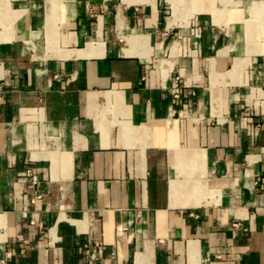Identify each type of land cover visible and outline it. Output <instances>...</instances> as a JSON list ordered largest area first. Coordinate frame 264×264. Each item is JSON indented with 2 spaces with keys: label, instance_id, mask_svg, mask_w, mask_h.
<instances>
[{
  "label": "crops",
  "instance_id": "crops-1",
  "mask_svg": "<svg viewBox=\"0 0 264 264\" xmlns=\"http://www.w3.org/2000/svg\"><path fill=\"white\" fill-rule=\"evenodd\" d=\"M255 7L0 0V264H264Z\"/></svg>",
  "mask_w": 264,
  "mask_h": 264
},
{
  "label": "rangeland",
  "instance_id": "rangeland-1",
  "mask_svg": "<svg viewBox=\"0 0 264 264\" xmlns=\"http://www.w3.org/2000/svg\"><path fill=\"white\" fill-rule=\"evenodd\" d=\"M242 1L245 2V15H246V17H251L250 7L253 6L255 4V2H257V1H264V0H242ZM259 28H260V31H262L261 34H263L264 24H261L259 26ZM263 35L261 36L260 40H258V41H250V42L248 41L247 42V45L249 47H251V49L252 48L253 49L259 48V51L262 54H264V36Z\"/></svg>",
  "mask_w": 264,
  "mask_h": 264
},
{
  "label": "bare ground",
  "instance_id": "bare-ground-1",
  "mask_svg": "<svg viewBox=\"0 0 264 264\" xmlns=\"http://www.w3.org/2000/svg\"><path fill=\"white\" fill-rule=\"evenodd\" d=\"M252 15L254 17H261L262 19H264V9L262 8L260 10V9H258V7H255V10H253Z\"/></svg>",
  "mask_w": 264,
  "mask_h": 264
},
{
  "label": "built area",
  "instance_id": "built-area-1",
  "mask_svg": "<svg viewBox=\"0 0 264 264\" xmlns=\"http://www.w3.org/2000/svg\"><path fill=\"white\" fill-rule=\"evenodd\" d=\"M28 173L33 177V179H37V175L33 174L31 171H29Z\"/></svg>",
  "mask_w": 264,
  "mask_h": 264
}]
</instances>
